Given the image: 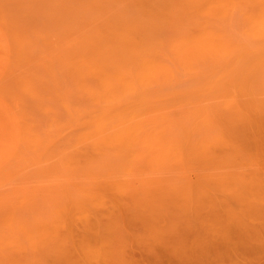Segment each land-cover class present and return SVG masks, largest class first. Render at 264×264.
I'll use <instances>...</instances> for the list:
<instances>
[{"label":"rangeland","instance_id":"obj_1","mask_svg":"<svg viewBox=\"0 0 264 264\" xmlns=\"http://www.w3.org/2000/svg\"><path fill=\"white\" fill-rule=\"evenodd\" d=\"M262 227L264 0H0V264L197 260Z\"/></svg>","mask_w":264,"mask_h":264},{"label":"bare ground","instance_id":"obj_2","mask_svg":"<svg viewBox=\"0 0 264 264\" xmlns=\"http://www.w3.org/2000/svg\"><path fill=\"white\" fill-rule=\"evenodd\" d=\"M256 244L254 246L245 245V240L240 241V246L230 245L225 246L224 243H218L216 245H211L210 249L213 252H216L217 248H220L223 253L219 256V254L215 253L210 257L205 256L204 259H179V261H174L176 259H168L166 261L153 262V264H264V227L258 229L256 232ZM242 239V238H241ZM200 244L191 246L192 252H197ZM240 247V249H239ZM166 258V257H165ZM227 261V263H225ZM230 262V263H229ZM129 264H141L138 261L129 263Z\"/></svg>","mask_w":264,"mask_h":264}]
</instances>
